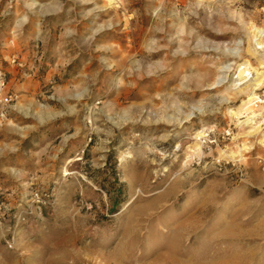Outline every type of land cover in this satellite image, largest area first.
I'll return each mask as SVG.
<instances>
[{
    "label": "rangeland",
    "instance_id": "obj_1",
    "mask_svg": "<svg viewBox=\"0 0 264 264\" xmlns=\"http://www.w3.org/2000/svg\"><path fill=\"white\" fill-rule=\"evenodd\" d=\"M259 30L264 0H0V264H264Z\"/></svg>",
    "mask_w": 264,
    "mask_h": 264
},
{
    "label": "bare ground",
    "instance_id": "obj_2",
    "mask_svg": "<svg viewBox=\"0 0 264 264\" xmlns=\"http://www.w3.org/2000/svg\"><path fill=\"white\" fill-rule=\"evenodd\" d=\"M259 33L262 35V34H264V31L259 30ZM257 44H260V43H257ZM259 62H260V64H264V59H260ZM245 72H246L245 70H240V72H239L240 80L243 79V78L245 77V76H244V73H245ZM255 81H256V87H259L260 84H261V82L264 81V76H260V77H258ZM250 85H252V84H250ZM251 88H252V87H251ZM240 92H241V91H240ZM243 93H244V92H243ZM173 261H174V260H173Z\"/></svg>",
    "mask_w": 264,
    "mask_h": 264
},
{
    "label": "built area",
    "instance_id": "obj_3",
    "mask_svg": "<svg viewBox=\"0 0 264 264\" xmlns=\"http://www.w3.org/2000/svg\"><path fill=\"white\" fill-rule=\"evenodd\" d=\"M0 86L3 87V82H0Z\"/></svg>",
    "mask_w": 264,
    "mask_h": 264
}]
</instances>
